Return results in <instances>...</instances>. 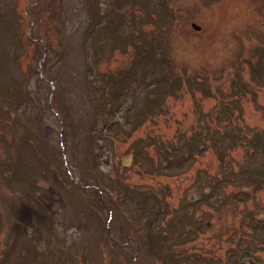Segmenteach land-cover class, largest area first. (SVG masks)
Returning a JSON list of instances; mask_svg holds the SVG:
<instances>
[{
	"label": "rangeland",
	"instance_id": "obj_1",
	"mask_svg": "<svg viewBox=\"0 0 264 264\" xmlns=\"http://www.w3.org/2000/svg\"><path fill=\"white\" fill-rule=\"evenodd\" d=\"M0 264H264V0H0Z\"/></svg>",
	"mask_w": 264,
	"mask_h": 264
},
{
	"label": "trees",
	"instance_id": "obj_2",
	"mask_svg": "<svg viewBox=\"0 0 264 264\" xmlns=\"http://www.w3.org/2000/svg\"><path fill=\"white\" fill-rule=\"evenodd\" d=\"M163 6V5H162ZM164 8V7H163ZM165 9V8H164ZM193 24V23H192ZM195 29V28H194ZM195 30H197V29H195ZM223 114L225 115L226 113L225 112H223ZM203 118H205V117H203ZM226 132H228V131H226ZM225 132V133H226ZM235 131H232L231 133H226V134H228V135H231V134H233ZM238 132H239V130H238ZM237 137V136H236ZM198 142H201V141H196L195 142V146H196V144L198 143ZM255 153L254 152H252V153H250V155H251V157H252V155H254ZM253 158H254V156H253ZM250 165V164H249ZM252 165V164H251ZM251 168V166L250 167H248V168H246L245 170H243V171H240V172H234L233 173V176L234 175H236V174H238V173H241V175H245V177H249V179L251 178L252 180L253 179H257V178H260V176H262L263 174H261V175H257V176H255V174H254V171L252 172V169H250ZM203 173H205V174H208L205 170H203L202 171ZM250 175V176H249Z\"/></svg>",
	"mask_w": 264,
	"mask_h": 264
},
{
	"label": "water",
	"instance_id": "obj_3",
	"mask_svg": "<svg viewBox=\"0 0 264 264\" xmlns=\"http://www.w3.org/2000/svg\"><path fill=\"white\" fill-rule=\"evenodd\" d=\"M192 26L195 28V29H199V26H197L196 24H192ZM250 255V252L249 251H243L241 252V254H239V260H241V257L242 256H249Z\"/></svg>",
	"mask_w": 264,
	"mask_h": 264
}]
</instances>
